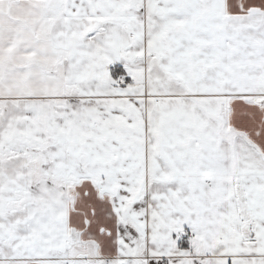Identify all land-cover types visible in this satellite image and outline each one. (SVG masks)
Instances as JSON below:
<instances>
[{"label":"snow or ice","instance_id":"1","mask_svg":"<svg viewBox=\"0 0 264 264\" xmlns=\"http://www.w3.org/2000/svg\"><path fill=\"white\" fill-rule=\"evenodd\" d=\"M0 264H264V0H0Z\"/></svg>","mask_w":264,"mask_h":264}]
</instances>
